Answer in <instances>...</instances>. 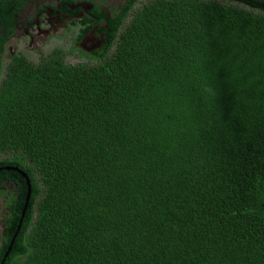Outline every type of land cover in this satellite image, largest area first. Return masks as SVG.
Wrapping results in <instances>:
<instances>
[{
    "label": "trees",
    "instance_id": "16d2710c",
    "mask_svg": "<svg viewBox=\"0 0 264 264\" xmlns=\"http://www.w3.org/2000/svg\"><path fill=\"white\" fill-rule=\"evenodd\" d=\"M119 8L85 60L0 59V264H264V0Z\"/></svg>",
    "mask_w": 264,
    "mask_h": 264
},
{
    "label": "flooded vegetation",
    "instance_id": "af4514ba",
    "mask_svg": "<svg viewBox=\"0 0 264 264\" xmlns=\"http://www.w3.org/2000/svg\"><path fill=\"white\" fill-rule=\"evenodd\" d=\"M14 1L19 9L14 13L11 23L12 35L4 43L5 50L0 52L3 62L8 61L9 53L12 55L16 52V44L22 42L20 36L23 34L30 44L40 42L39 45L45 44L46 40L65 37L68 40L63 46H53L50 51L60 48L71 57H78L80 53L86 58L87 54H96L106 43V34L109 32L107 20L101 22L97 16L102 14L110 18L114 9L122 8L130 0ZM10 41H13L12 46L9 45Z\"/></svg>",
    "mask_w": 264,
    "mask_h": 264
},
{
    "label": "rangeland",
    "instance_id": "374dc122",
    "mask_svg": "<svg viewBox=\"0 0 264 264\" xmlns=\"http://www.w3.org/2000/svg\"><path fill=\"white\" fill-rule=\"evenodd\" d=\"M24 36L25 34H23V36H20V38H22L23 40L19 45H17L18 43L16 44L17 46L16 52L26 55L27 58L33 62H37L42 56L46 55L53 46H63L68 40L67 38L63 37V38H58L57 40H50V41L46 40L45 44L43 43L39 45L40 42H34L30 44L29 41L24 38ZM12 42L13 41H10L9 43L10 46H12ZM6 52H8V47H7ZM4 60H7V57H4ZM80 60H85V58L80 57V56L78 57L72 56V58L70 59V62L75 63ZM2 201H3V197L0 196V234L2 233V229H3V226L1 223V213L3 211Z\"/></svg>",
    "mask_w": 264,
    "mask_h": 264
},
{
    "label": "water",
    "instance_id": "95a60500",
    "mask_svg": "<svg viewBox=\"0 0 264 264\" xmlns=\"http://www.w3.org/2000/svg\"><path fill=\"white\" fill-rule=\"evenodd\" d=\"M4 168H6V169H10V168H12V169L18 171V172H19V173L25 178V182H26L27 190H26L25 203H24V206H23V208H22V210H21V217H23V215H24V211H25V209H26V206H27V203H28V200H29V196H30V188H31V187H30L29 179H28L27 175H26L21 169H19L18 167H9V166H8V167H4ZM20 222H21V218H20V221H19V223H18V225H17L16 232H17V230H18L19 227H20ZM14 236H15V234L12 236L11 242H10V244H9V246H8V248H7V250H6V252L4 253V257L7 256L8 252H9V250H10V248H11V244H12V242H13V238H14Z\"/></svg>",
    "mask_w": 264,
    "mask_h": 264
}]
</instances>
